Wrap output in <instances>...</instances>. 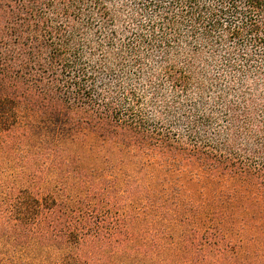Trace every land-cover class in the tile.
Returning a JSON list of instances; mask_svg holds the SVG:
<instances>
[{
    "label": "trees",
    "instance_id": "1",
    "mask_svg": "<svg viewBox=\"0 0 264 264\" xmlns=\"http://www.w3.org/2000/svg\"><path fill=\"white\" fill-rule=\"evenodd\" d=\"M0 264H264V0H0Z\"/></svg>",
    "mask_w": 264,
    "mask_h": 264
}]
</instances>
